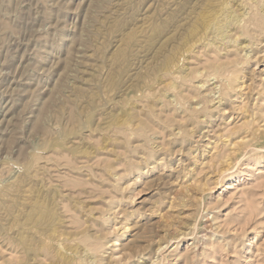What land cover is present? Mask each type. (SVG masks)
Returning <instances> with one entry per match:
<instances>
[{
	"label": "rangeland",
	"instance_id": "obj_1",
	"mask_svg": "<svg viewBox=\"0 0 264 264\" xmlns=\"http://www.w3.org/2000/svg\"><path fill=\"white\" fill-rule=\"evenodd\" d=\"M211 1L0 0V264H264V0Z\"/></svg>",
	"mask_w": 264,
	"mask_h": 264
},
{
	"label": "bare ground",
	"instance_id": "obj_2",
	"mask_svg": "<svg viewBox=\"0 0 264 264\" xmlns=\"http://www.w3.org/2000/svg\"><path fill=\"white\" fill-rule=\"evenodd\" d=\"M205 1H207V0H205ZM209 1H211V0H209ZM213 2H214V0H212ZM211 1V2H212ZM216 1V0H215ZM219 1V0H218ZM223 1V0H222ZM230 1V0H229ZM228 0H226L225 1V6H226V8H225V11H224V13H222V15H220L219 16V14L217 13V14H215L214 12V14H212L211 13V15L209 14V16H206V19H204L203 17H202V15H201V17H202V21L200 22V26L199 27H197V25L195 24L194 26H193V29L191 30V34L193 35V33L195 34V32L198 30V28H206L207 26H213V27H217L216 29H217V35H220V41H222V39H226V38H228L227 36H226V34H227V32H228V29L231 27V26H239V27H242L244 24H247L248 22H252L253 20H252V16L253 15H250L249 13H246V11H244L240 16L238 15H236L235 13H234V11H231V12H226L227 10V7L229 6V2ZM242 2H246V5H245V3H244V5H245V7L248 5V4H250V6H253V8H255V9H257L256 8V3H257V0H241ZM203 2V1H202ZM239 2H240V0H239ZM262 2V1H261ZM221 3H223V2H221ZM212 4V3H211ZM216 4V3H215ZM258 4V3H257ZM210 5V4H209ZM213 5V4H212ZM217 5H218V3H217ZM223 5V4H222ZM263 5V4H262ZM224 6V5H223ZM260 6V5H259ZM217 7V6H216ZM261 7V6H260ZM259 7V8H260ZM199 8V7H198ZM219 8V7H218ZM222 8V7H221ZM248 8V7H247ZM262 8V7H261ZM200 9V8H199ZM198 9V10H199ZM209 9V8H208ZM212 9H213V7H212ZM223 9V8H222ZM194 10H195V7H194ZM194 10H192V11H194ZM197 10V11H198ZM211 10V9H210ZM251 10V9H250ZM261 10H264L263 8L261 9ZM200 11H202V10H200ZM214 11H216V10H214ZM223 11V10H222ZM228 11H229V9H228ZM194 13L196 14L197 12L196 11H194ZM200 13V12H199ZM199 13H198V15H199ZM220 13V12H219ZM259 13V12H258ZM261 13V12H260ZM221 14V13H220ZM197 15V14H196ZM249 15V17H247ZM221 16H223V18H222V20L223 21H221V22H219V19H220V17ZM199 18H200V16H198ZM247 17V18H246ZM255 17V16H254ZM198 19V18H197ZM230 19V20H229ZM168 20V19H167ZM172 20V19H171ZM196 20V19H195ZM195 20L193 21V24L195 23ZM227 20V21H226ZM198 21V20H197ZM196 21V22H197ZM224 21H226V22H224ZM229 21V22H228ZM255 21H257V20H255ZM222 22H224L223 24H221ZM168 23H170L169 22V20H168ZM213 27H212V29H211V31L213 30ZM161 28V27H160ZM208 28V27H207ZM206 28V29H207ZM232 28V27H231ZM244 28V27H243ZM245 28H246V25H245ZM157 29V28H156ZM155 29V30H156ZM205 29V30H206ZM252 29H253V26H252ZM154 30V31H155ZM159 31H160V29H158ZM242 30V29H241ZM246 30V29H245ZM164 31V30H163ZM162 31V32H163ZM208 31V30H207ZM232 31V30H231ZM200 32V34H201V32L202 31H199ZM205 32V31H204ZM214 32V31H213ZM216 32V31H215ZM155 33V32H154ZM156 33H157V31H156ZM158 34H160V33H157V35ZM202 34H203V32H202ZM241 34V33H240ZM239 34V35H240ZM155 35V34H154ZM197 35V37H198V34H196ZM206 35V34H205ZM237 35H238V33H237ZM201 36V35H200ZM193 37H194V35H193ZM191 38V37H190ZM211 38V37H210ZM193 39H195V38H193ZM208 39V38H207ZM189 40V39H188ZM200 40V39H199ZM202 40V39H201ZM200 40V41H201ZM231 40V39H230ZM236 40V39H235ZM233 41V40H231V42H233L234 43V45H236L235 43H238L237 41ZM193 42V40H190V42ZM198 41V40H197ZM225 41V40H224ZM223 41V42H224ZM229 41V40H228ZM186 42V41H185ZM218 42V41H217ZM230 42V43H231ZM187 43H188V41H187ZM194 43V42H193ZM232 43V44H233ZM215 44V43H214ZM224 44V43H223ZM229 44V43H228ZM179 52V51H178ZM166 61V60H165ZM170 62H172L171 61V59H170ZM165 63V62H164ZM171 65H172V63H170ZM173 64H174V61H173ZM164 65V64H163ZM168 66H169V64H167ZM165 66H166V64H165ZM167 66V67H168ZM163 67V66H162ZM168 68H170V67H168ZM164 73V72H163ZM201 88H203V86L201 87ZM75 186H77V185H75ZM48 194V193H47ZM40 195H41V200H43L44 199V201H41L40 200ZM40 195H38V199L36 198V201H33L34 203L32 204V206H31V204L29 205V207L28 208H30V206H31V213L32 214H30V217H29V221L32 223V224H36V225H42V224H45L44 222L46 221V219L47 218H51V215L49 214V212H50V210H49V206H50V204H49V202H50V200H51V198L52 197H48V196H45L44 195V198H42V193L40 194ZM37 197V196H36ZM35 198V197H34ZM55 198L53 197L52 198V200H54ZM35 200V199H34ZM32 202V201H31ZM52 203H53V201H52ZM52 205V204H51ZM14 207V206H13ZM53 207V206H52ZM26 208V207H25ZM24 208V209H25ZM52 209V208H51ZM54 209V208H53ZM15 210V209H14ZM54 211V210H53ZM27 212V214L29 215V213L28 212H30L29 210L28 211H26ZM55 212H56V210H55ZM16 213V212H15ZM52 213V212H51ZM54 214V213H53ZM59 214V213H58ZM20 215V214H19ZM50 215V216H49ZM18 216V215H17ZM22 216V215H21ZM55 216H56V213H55ZM54 217V216H53ZM17 218H20L19 216L17 217ZM22 218V217H21ZM22 220V219H21ZM50 220V219H49ZM17 221H20L19 219H17ZM48 221V220H47ZM46 221V222H47ZM51 221V220H50ZM53 221H54V219H53ZM56 221V220H55ZM21 222V221H20ZM24 222H25V220H24ZM17 223H19V222H17ZM51 223H54V222H52L51 221ZM29 224V222L27 223V225ZM47 225V224H46ZM26 226V225H25ZM30 226H32V225H30ZM30 226H26L27 228H29ZM44 226V225H43ZM49 226H51V225H49ZM48 226V227H49ZM55 225H53V227H54ZM48 227H46V228H48ZM32 228H33V226H32ZM44 228V227H43ZM50 228V227H49ZM56 228V227H55ZM54 228V229H55ZM41 229V228H40ZM39 229V230H40ZM30 230H31V228H30ZM38 230V229H37ZM56 230H58V229H56ZM36 232V231H35ZM53 232H54V230H53ZM57 232V231H56ZM37 233L39 234V231H37ZM56 234V233H55ZM54 234V235H55ZM25 235H27V234H25ZM59 235V234H58ZM31 236V235H30ZM29 236V234H28V236H27V238L28 237H30ZM47 237L49 238V236L47 235ZM50 237L52 238V236L50 235ZM57 237V236H56ZM24 238V240H22V242L23 241H26L27 242V240H25V237L24 236H22V238L21 239H23ZM32 238H34V237H32ZM58 238V237H57ZM29 239V238H28ZM30 240V239H29ZM31 241V240H30ZM90 253V252H89ZM96 254V253H95ZM93 259V258H92ZM84 261V260H83ZM92 262V261H91ZM89 263V262H88ZM91 264H94V263H91Z\"/></svg>",
	"mask_w": 264,
	"mask_h": 264
}]
</instances>
